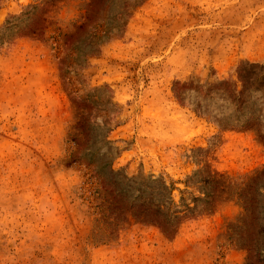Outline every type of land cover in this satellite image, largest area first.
Instances as JSON below:
<instances>
[{
    "label": "rangeland",
    "instance_id": "374dc122",
    "mask_svg": "<svg viewBox=\"0 0 264 264\" xmlns=\"http://www.w3.org/2000/svg\"><path fill=\"white\" fill-rule=\"evenodd\" d=\"M239 121L264 132V0H0V264H247L264 135ZM131 199L174 232L110 212Z\"/></svg>",
    "mask_w": 264,
    "mask_h": 264
},
{
    "label": "trees",
    "instance_id": "16d2710c",
    "mask_svg": "<svg viewBox=\"0 0 264 264\" xmlns=\"http://www.w3.org/2000/svg\"><path fill=\"white\" fill-rule=\"evenodd\" d=\"M244 81V78H242ZM246 87V83L244 82V88ZM244 91V90H243ZM226 126H239L243 128H256L258 130V133L261 137H263L264 132L261 130L260 126H256L254 123L249 122H237V123H228ZM108 166V163H102L99 165L93 172V175L99 177L101 179V185L105 190H110L113 192V196H122L125 198L126 196L123 194V191L125 190L123 188V185L120 183L119 179V173L116 172L112 166L109 169H106ZM264 174V171L262 172ZM127 179V177H125ZM167 188V185L162 182L161 191L163 192L164 189ZM264 189V185L262 187ZM262 197L264 199V193H262ZM132 199H138V198H132ZM130 201L129 206L127 209H123L121 211L116 212L114 210L115 207L110 209V212L112 214L116 215V218L120 219L126 212H130L132 215L137 216L138 218L142 219L146 222H155L158 223L160 227L164 229L167 233L174 232L173 225H168L169 223H163L162 219H160L159 214L154 212L151 208V206H148L146 204H141L139 206L134 205V202ZM157 201L162 202L163 199H156ZM151 205H154V203H151ZM121 205H118L120 207ZM117 207V208H118ZM154 209L157 211L161 210V207L157 204H155ZM155 210V211H156ZM244 221L243 219L241 222ZM241 245H243L247 251H248V263L247 264H264V244H258L252 240L251 237H248L245 239L243 236L239 237L237 239Z\"/></svg>",
    "mask_w": 264,
    "mask_h": 264
}]
</instances>
